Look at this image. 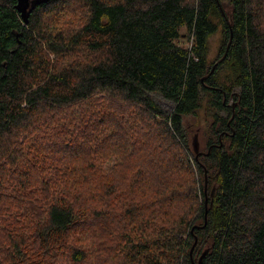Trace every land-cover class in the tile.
I'll return each mask as SVG.
<instances>
[{
  "label": "trees",
  "instance_id": "obj_1",
  "mask_svg": "<svg viewBox=\"0 0 264 264\" xmlns=\"http://www.w3.org/2000/svg\"><path fill=\"white\" fill-rule=\"evenodd\" d=\"M14 4L0 264H264V0Z\"/></svg>",
  "mask_w": 264,
  "mask_h": 264
},
{
  "label": "water",
  "instance_id": "obj_2",
  "mask_svg": "<svg viewBox=\"0 0 264 264\" xmlns=\"http://www.w3.org/2000/svg\"><path fill=\"white\" fill-rule=\"evenodd\" d=\"M46 1H48V0H15L14 8L20 14V17L23 20L24 24H26L28 22L29 14L35 8V6L38 4H41L43 2H46ZM220 10H221L222 14L224 15L225 20L228 21V18L226 17V15H225L224 11L221 9V7H220ZM231 38H232V35L230 34V37L226 43L224 52L217 62H220L226 56L228 48H229V44L231 42ZM214 66L211 68V70L208 74H206L204 77L201 78V81H203L212 72V70L214 69ZM221 144H222V141H221V134H220L219 135V143L216 144V146H220ZM192 147H193V151L195 152V157L198 158L199 153H202V152L199 151V142H198L197 133H195L193 136ZM204 175H205V180H206V173H204ZM214 190H215V186L213 185V187L211 188L210 196H213ZM204 191H206V181L204 184ZM206 203H207V201H205V206H206ZM206 211L207 210L205 209L204 224L206 223ZM198 227H202V226H198ZM193 246H194V244L192 245V248H193ZM207 251H208L207 249L204 250L202 252V254L199 256L198 264H200L203 256L206 254Z\"/></svg>",
  "mask_w": 264,
  "mask_h": 264
},
{
  "label": "rangeland",
  "instance_id": "obj_3",
  "mask_svg": "<svg viewBox=\"0 0 264 264\" xmlns=\"http://www.w3.org/2000/svg\"><path fill=\"white\" fill-rule=\"evenodd\" d=\"M220 48V33L219 31L212 35L209 40V61L215 60L218 56V51ZM152 97L161 105L163 108L167 110H171L173 103L167 100H164L162 97L158 96L157 94H151ZM192 249V248H191Z\"/></svg>",
  "mask_w": 264,
  "mask_h": 264
},
{
  "label": "flooded vegetation",
  "instance_id": "obj_4",
  "mask_svg": "<svg viewBox=\"0 0 264 264\" xmlns=\"http://www.w3.org/2000/svg\"><path fill=\"white\" fill-rule=\"evenodd\" d=\"M227 134V132H225Z\"/></svg>",
  "mask_w": 264,
  "mask_h": 264
}]
</instances>
